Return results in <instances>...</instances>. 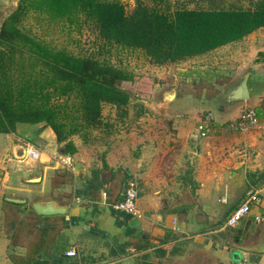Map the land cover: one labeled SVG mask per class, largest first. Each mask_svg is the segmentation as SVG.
I'll use <instances>...</instances> for the list:
<instances>
[{"label":"crops","instance_id":"1","mask_svg":"<svg viewBox=\"0 0 264 264\" xmlns=\"http://www.w3.org/2000/svg\"><path fill=\"white\" fill-rule=\"evenodd\" d=\"M16 3L0 0V24ZM177 124L172 121L171 132L148 129L144 134L149 140L136 137L135 146L125 153L119 145L105 147L95 163L75 149L69 157L77 169L61 166L58 159L67 155L57 145L49 156L40 141L26 140L32 138V129L37 135L46 128L41 124H17L30 126L22 136L15 135L17 125L14 133L4 134L15 137L7 148L16 159L25 156L28 145L40 155L26 160L31 164L22 170L24 176L19 168L10 175L5 167L10 159L0 160V264H264V125L243 132L222 128L225 135L196 138L178 132ZM38 159L43 167L32 164ZM45 170L67 173L83 189H74L72 195L59 189L45 194L38 186ZM125 181L136 185L138 228L128 225L131 217L110 207L122 199ZM89 182H105L109 189L96 191ZM253 192L257 202L249 205L247 215L234 227L226 226L228 215ZM47 201L67 207L66 212L40 216L32 210L35 202ZM36 218L42 220L41 231L33 233L28 227ZM65 223L72 225V244L58 257L47 255L49 234H60ZM68 249L76 255L65 256ZM233 253L239 260H232Z\"/></svg>","mask_w":264,"mask_h":264},{"label":"trees","instance_id":"2","mask_svg":"<svg viewBox=\"0 0 264 264\" xmlns=\"http://www.w3.org/2000/svg\"><path fill=\"white\" fill-rule=\"evenodd\" d=\"M132 1L126 14L119 0H17L0 24V134L14 133L17 124H41L69 156L75 152L70 137L84 142L88 130L99 126L103 104L125 114L131 97L122 87L133 82L130 72L36 38L23 26L29 15L76 32L85 26L95 32L100 52L140 51L157 65L205 54L264 28V0L248 9L171 12L164 0Z\"/></svg>","mask_w":264,"mask_h":264},{"label":"rangeland","instance_id":"3","mask_svg":"<svg viewBox=\"0 0 264 264\" xmlns=\"http://www.w3.org/2000/svg\"><path fill=\"white\" fill-rule=\"evenodd\" d=\"M119 1L123 4L125 13L129 14L133 8V1ZM142 1L145 5L151 4L150 0ZM164 1L170 12L177 9H248L253 8L258 2V0ZM23 26L29 30L30 34L51 46L63 47L76 55H96L117 67L126 69L133 75L134 80L131 84H122V87L131 95L125 114H121L110 105L103 104L100 110V124L97 128L88 130L87 139L83 142L77 135L70 137L74 148L84 156L90 157L92 163L103 158L102 151L105 147L109 149L112 144L121 146L123 149L121 153H125L124 149L127 150V148L135 146L136 137L148 141L149 138L144 134L148 129L166 128L167 132H171L169 129L175 119L179 121L178 132L186 131L196 138H199L196 136V123L199 120L203 121L206 117L209 122L206 136L212 134L219 136L220 133L225 135L226 133L221 129L225 130L226 123L234 121L249 110H252L257 118L255 126L264 125V28H258L236 42L220 46L205 54L178 62L157 65L148 60L140 51L112 48L106 52H100L95 32L85 26L76 32L63 23H49L42 16L36 15L27 16L23 21ZM245 73H248L249 101L227 103L224 93L237 84ZM171 90H175V99L173 97L170 101H164V94L171 93ZM162 111L164 114H161ZM27 127L30 126L17 125V130H19L15 135L22 136L20 134L24 131L23 128ZM42 127L45 126L42 125ZM34 129L31 130L32 138L26 140L31 142L34 138V140L40 141L43 144V151H41L50 156L53 151H56L57 145L51 130L46 127L36 135ZM251 130H255V127ZM9 135L0 134V160L10 159L9 162L6 161L5 165L10 175H14L12 172L19 168V174L24 176L21 174L22 170H27L31 163L25 164L28 160L26 156L19 160L10 152V148L7 146L16 141L15 137ZM59 147L60 145H57V149ZM72 155L69 156L72 158ZM17 160L18 162H15ZM40 160L38 159L32 164L41 167L43 164L40 163ZM75 161L73 160L67 169L71 167L77 169L78 163ZM95 177L93 178L94 182ZM16 183L13 180L12 184ZM19 183L26 186V184ZM123 183H121V187L125 190L126 181L124 186ZM38 186L45 194L59 189L72 195L74 189H83L81 188L83 184L77 178L73 179L67 173L58 176L52 170L44 171L43 180ZM108 189V184L105 182H96L94 187L96 191ZM137 199L136 196L135 204ZM2 206L0 204L1 223L4 222V215H1ZM23 217L25 218V216ZM33 221L34 223L28 227L30 230L32 229L30 232H40L39 224L42 220L36 218ZM37 225L39 226L37 227ZM70 225L71 223L69 225L65 223L60 234L57 230L49 234L51 238L47 241L49 243L44 251L47 255L58 257L65 246L72 244L73 237L69 228L72 225ZM102 238L104 239L103 234ZM74 259L76 258L70 259L69 262L72 260L75 262Z\"/></svg>","mask_w":264,"mask_h":264},{"label":"built area","instance_id":"4","mask_svg":"<svg viewBox=\"0 0 264 264\" xmlns=\"http://www.w3.org/2000/svg\"><path fill=\"white\" fill-rule=\"evenodd\" d=\"M256 116L255 113L252 110L246 111L242 115H240L237 119L234 121L226 123L225 129L229 131H244L249 127H252L256 123ZM209 129V122L207 117L202 121L199 120L196 123V136L199 138L206 137V134L208 133ZM24 155L28 159H37L40 155V152L32 147L31 145H28L27 148L24 151ZM59 163L62 167H68L71 164V159L69 156H62L58 159ZM137 195L136 185L133 182H128L126 184V188L124 190L122 199L114 204H111V209L117 212H120L122 214L128 215L131 218L138 219L139 213L137 209L135 208V198ZM257 198L256 194L248 193L247 196L244 198V200L236 206V208L228 215V217L225 220V225L228 227H234L238 221L243 218L245 215H247L249 210V205L251 203H256ZM256 222H258V219H255ZM65 256L67 257H74L75 250L74 249H68L65 251Z\"/></svg>","mask_w":264,"mask_h":264},{"label":"water","instance_id":"5","mask_svg":"<svg viewBox=\"0 0 264 264\" xmlns=\"http://www.w3.org/2000/svg\"><path fill=\"white\" fill-rule=\"evenodd\" d=\"M248 74L245 73L241 79L235 84L228 92L224 93V99L227 103L230 102H247L249 101V90L247 85ZM174 97V91L168 93L164 101H170ZM34 181V180H32ZM10 202H16L17 200L8 199ZM32 210L40 216H53V215H63L67 207L56 206L54 202H35L31 205ZM128 225L132 228H138V221L134 218L128 221ZM232 260H239V256L233 253L231 256Z\"/></svg>","mask_w":264,"mask_h":264}]
</instances>
